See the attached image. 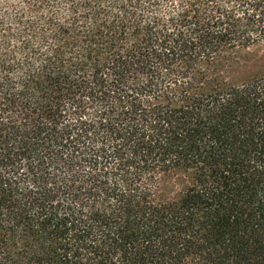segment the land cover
I'll list each match as a JSON object with an SVG mask.
<instances>
[{"label": "trees", "instance_id": "obj_1", "mask_svg": "<svg viewBox=\"0 0 264 264\" xmlns=\"http://www.w3.org/2000/svg\"><path fill=\"white\" fill-rule=\"evenodd\" d=\"M264 0H0V264H264Z\"/></svg>", "mask_w": 264, "mask_h": 264}, {"label": "rangeland", "instance_id": "obj_2", "mask_svg": "<svg viewBox=\"0 0 264 264\" xmlns=\"http://www.w3.org/2000/svg\"><path fill=\"white\" fill-rule=\"evenodd\" d=\"M215 72L226 84H240L264 75V45L228 53L216 63Z\"/></svg>", "mask_w": 264, "mask_h": 264}]
</instances>
